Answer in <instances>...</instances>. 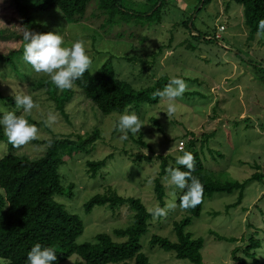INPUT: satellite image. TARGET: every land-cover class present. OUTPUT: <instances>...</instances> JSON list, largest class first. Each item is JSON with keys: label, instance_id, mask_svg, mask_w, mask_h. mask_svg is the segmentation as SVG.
<instances>
[{"label": "rangeland", "instance_id": "1", "mask_svg": "<svg viewBox=\"0 0 264 264\" xmlns=\"http://www.w3.org/2000/svg\"><path fill=\"white\" fill-rule=\"evenodd\" d=\"M166 3L162 22L155 26L144 25L141 17L129 16L121 23L107 25V16L98 9L96 1L73 23L58 16L55 8L44 15L36 14L40 25L63 37V46L83 41L93 72L112 58L120 79L136 89L151 86L164 76L186 82L188 87L183 95L175 98L173 115L165 113L166 98L155 107L145 105L144 113L148 114L138 116L144 125L139 133H129L126 139L121 138L116 127L119 115L99 119L91 105L79 96L65 107L66 117L57 111L46 99L48 87L33 88L50 82V77L35 73L23 60V50L10 62L0 60V116L7 112L24 116L38 129L37 137L20 147H13L7 139L0 141V157L13 152L35 159L45 153L50 140L56 137L77 141L79 136L86 138L95 131L99 134L86 152L74 150L72 156L67 153L66 164L60 168L63 184L73 183L75 187L70 195H56V200L83 220L85 230L78 244L94 242L97 234L112 233L132 223L134 212L127 206L115 212L98 206L85 212L84 204L109 187L125 198H140L148 210L158 207L154 193V180L160 171L158 157L173 158L186 151L190 137L184 136L193 134L201 150L203 135H215L203 149L204 163L213 180L242 183L256 171L264 172V36L258 34L249 39L243 8L231 0H213L198 8V0ZM121 4L128 12L139 14L150 5L148 0H121ZM191 17L189 27L193 25L212 40L198 42L190 36L182 23ZM21 20L13 0H0V55H8L23 45ZM223 25L225 31L221 32L219 27ZM216 35L221 39H216ZM168 45L153 59L160 46ZM17 94L31 95L39 107L24 113L15 104ZM50 115L55 118L51 123ZM151 118L159 121L161 129ZM140 135L150 149L136 142ZM138 154L149 156L152 161L143 159L135 163ZM109 157L105 167L93 176L87 162ZM163 184L165 205L173 199L172 191L176 192V203L181 190L164 179ZM238 198L239 192L212 194L206 198L200 216L193 218L186 228L195 239L205 241L201 251L203 264H232V251L237 248L240 256H244L245 250L256 252V262L250 259V264H264V180L249 183L241 203L235 206ZM187 216L189 213L176 203L175 208L166 209V215L152 217L151 226L141 237L142 252L151 264H191L150 243L153 235L177 242L173 224ZM256 243L260 247H254ZM79 261L73 255L62 264Z\"/></svg>", "mask_w": 264, "mask_h": 264}, {"label": "trees", "instance_id": "2", "mask_svg": "<svg viewBox=\"0 0 264 264\" xmlns=\"http://www.w3.org/2000/svg\"><path fill=\"white\" fill-rule=\"evenodd\" d=\"M92 1H96L98 9L107 16V25L121 23L127 16L141 17L144 25H159L163 19L162 10L168 5L166 0H148L150 3L148 9L139 14L123 9L121 0H13V4L21 15V25L24 31L29 29L36 33H47L50 30L37 22L36 14L44 15L55 8L58 16L73 23L83 17ZM212 1L198 0L196 8L200 4L203 7L210 5ZM231 1L243 8L244 23L250 33L249 39L258 34L264 36V30L258 31L259 21L264 20V0ZM191 20L192 17L188 18L182 25L190 31L193 39L198 42L212 40L209 36L199 33L193 25L189 27ZM25 43L26 41L23 40V45L17 51H12L8 55H0V60L12 61L22 53ZM168 48L169 45L160 46L158 52L153 53V59L159 56L163 49ZM170 80L171 78L164 76L151 86L136 89L131 83L120 79L113 59L109 58L95 72L90 67V70L77 79L70 89L60 90L54 84L52 85L51 80L50 82L47 80L45 84L33 86V88L38 90L48 87L46 88V99L65 117V107L73 102L75 96L87 101L99 119L112 114L120 115L128 112H135L142 117L148 114L144 113L145 105L155 107L161 103L163 99L154 94L162 91ZM151 121L161 129L159 121L155 118H151ZM98 136V132L95 131L92 136L86 138L79 136L77 141L56 137L50 140L45 153L35 159L13 152L0 157V264H27V253L37 243L42 247L54 249L57 260L52 264H62L73 255H77L80 259L77 264H151L149 258L142 252L141 237L151 226L153 215L140 198H125L111 187L107 188L104 193L92 196L83 206L86 213H90L97 206L107 207L113 212L127 206L134 214L129 226L115 229L112 233H99L95 236L94 242L82 244H78L77 240L85 230L83 220L78 215L69 212L63 204L56 200V195H70L75 187L73 183L65 186L62 181L64 177L60 173V168L66 164L65 156L67 153L72 156L75 153L74 150L86 152ZM214 136V134L203 135L200 141L201 150L197 148L199 140L193 134L183 137H190L186 151L191 152L194 157V169L191 175L198 178L203 185V198L195 208L184 209L189 216L173 224L177 242L158 235H153L150 240L153 246H159L166 252H172L176 259L188 260L191 264H203L201 251L205 241L203 238L195 239L191 233L186 232V228L193 218L200 216L206 198L214 193L239 192L238 202L235 204L237 206L241 203L244 189L249 183L264 180V172L260 171H256L242 183L238 181L223 183L213 180L210 175L212 172L204 163L203 149ZM6 139L3 126H0V141ZM136 142L150 149V146L142 140V135ZM209 151L212 153V150ZM184 152H180V155ZM216 153L220 157V153ZM110 158L87 162L90 173L96 176ZM158 158L161 160L160 171L154 180V193L158 207L163 208L166 198L163 179L165 181L167 176L166 170L169 168L188 170L185 166L176 164V157ZM143 159L148 162L152 161L151 157L138 154L134 162L140 163ZM186 190L179 192L176 200L178 206L179 197ZM218 239L224 240L222 237ZM253 246L260 247V244L256 243ZM251 251L245 250L244 256H240V249H234L232 264H250V259L256 262V252Z\"/></svg>", "mask_w": 264, "mask_h": 264}, {"label": "clouds", "instance_id": "3", "mask_svg": "<svg viewBox=\"0 0 264 264\" xmlns=\"http://www.w3.org/2000/svg\"><path fill=\"white\" fill-rule=\"evenodd\" d=\"M260 30H264V20L259 21L258 31ZM22 39L26 41L22 55L23 60L31 66L35 73L48 75L51 82L60 90L72 88L74 82L90 70L92 60L81 40H76L70 47H67L63 46V37L58 33L38 34L29 29L23 32ZM216 39H221V37H216ZM187 87L188 85L183 79L173 77L162 91H157L154 94L162 99H167V110L165 112L167 116L175 113V98L181 97ZM14 100L17 108H22L24 113H31L34 108L39 107L38 103L29 94H17L14 96ZM54 119L50 115L48 122L51 123ZM142 125L144 124L138 115L131 112L120 114L116 127L121 133V138L126 139L129 133H139ZM0 126H3L4 135L13 147L27 144L35 139L38 133L35 124H30L24 116H17L12 112L0 116ZM176 164L185 166L188 171L169 168L166 170L165 180L169 185H174L175 189H187L179 197L180 208H195L202 201L204 189L199 179L191 175L194 169L193 154L185 151L183 155L176 157ZM170 195L173 199L166 203L165 207H156L154 210L149 209L153 217L164 216L166 215V209L176 207V192L172 191ZM56 260L57 255L54 249L42 247L39 243L33 245L27 253V264H52Z\"/></svg>", "mask_w": 264, "mask_h": 264}, {"label": "built area", "instance_id": "4", "mask_svg": "<svg viewBox=\"0 0 264 264\" xmlns=\"http://www.w3.org/2000/svg\"><path fill=\"white\" fill-rule=\"evenodd\" d=\"M224 30H225V27L224 26H221L220 27V31H224ZM220 37H221L220 35L217 36V38H220ZM183 147H184V145H183V143H181L180 149H183Z\"/></svg>", "mask_w": 264, "mask_h": 264}]
</instances>
